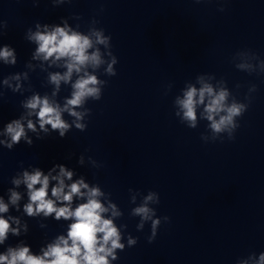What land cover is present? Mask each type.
<instances>
[{"label": "clouds", "instance_id": "clouds-1", "mask_svg": "<svg viewBox=\"0 0 264 264\" xmlns=\"http://www.w3.org/2000/svg\"><path fill=\"white\" fill-rule=\"evenodd\" d=\"M64 3L65 0H55L53 5L59 6ZM67 3H71V0H67ZM35 26L37 30L31 32L29 29L26 35V39L36 45L32 60L50 61L53 65L62 61V65L58 66L66 69L63 74L49 73V83L55 86L52 95L56 96L61 82L69 84L74 73L76 79L71 82L70 98H66L63 106L55 99H50L47 94L42 96L39 93H33L21 101V107L27 110L26 115L10 120L4 124L3 131L0 132V135L6 137L0 140V146L8 150H12L21 142L32 146L34 141L30 133L36 139H43L55 132L63 139L73 127L84 132L87 129L84 116L91 110L85 109L81 112L77 109L81 108L88 98L99 101L107 84L106 80L98 78L96 70L106 64L104 73L107 76L117 74L114 66L118 59L111 51V36L105 35L104 29H93L88 34H83L73 30L67 18H61L59 24H52L51 29L50 24L41 25L37 22ZM41 27L43 31L40 30ZM97 45H103L105 51L102 53ZM253 55L259 60L260 73H264V60L259 59L256 53ZM0 59L5 64L15 65L17 63L15 49L5 44L0 48ZM235 67L252 73L249 71L252 66L245 62L235 64ZM23 77L27 80V73H23ZM20 79L21 74L8 76L3 79V84L11 88L13 93H17L20 91L19 83L12 87L10 81ZM197 79L199 87L188 85L186 89H182L183 98L179 96L175 98L174 104L178 107L175 115L190 129H196L200 120H206L213 142L223 133H227L229 140L234 139V133L240 126L238 119L248 110L251 97H245L248 103L241 102L227 88L225 80L221 81L224 86L217 89L212 83L205 82L204 74L199 75ZM255 91L256 86L252 85L249 92ZM3 94L0 92V97ZM198 109L200 120L197 115ZM63 113L74 119L68 122L63 118ZM201 139H205L204 134L201 135ZM88 161L95 166V160L91 157ZM77 162L80 166L85 165L83 154L79 156ZM21 169L22 175L11 178L10 183L13 187L7 190V203L5 197L0 195V246H5L4 250L0 251V264H113L119 259L117 250L124 251L126 246L133 247L137 244L138 238L131 235L127 236L126 244L123 242L124 234L114 223L116 218L123 216V212L112 201L111 193L103 191L99 184H92L90 187V183L86 182L83 175L78 176L75 169L59 163L47 171L31 165L25 169L22 163ZM21 185L26 188L27 197V202L22 206L20 204L22 195L15 190ZM129 191L130 202L135 203L136 198L132 195L134 191L132 189ZM106 194L108 199L104 200ZM150 202L159 204L157 192L149 191L142 203L132 209L131 214L140 217L138 230L143 229L145 222L151 223V234L147 239L152 243L161 223H168L170 218L157 217L156 210L148 206ZM10 205L14 206L15 212L21 214H10ZM109 212L110 215H107ZM25 216L38 219L41 228L47 227L43 221L49 218L56 222L68 221L66 234L57 235L51 242L42 244L38 252H34L31 245L23 239L15 245L7 244L10 236L21 237L28 234L29 225L23 219ZM236 264H264V252L258 255L250 253L246 258H239Z\"/></svg>", "mask_w": 264, "mask_h": 264}]
</instances>
